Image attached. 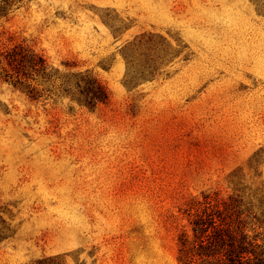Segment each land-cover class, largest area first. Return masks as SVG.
Wrapping results in <instances>:
<instances>
[{"label":"rangeland","instance_id":"obj_1","mask_svg":"<svg viewBox=\"0 0 264 264\" xmlns=\"http://www.w3.org/2000/svg\"><path fill=\"white\" fill-rule=\"evenodd\" d=\"M17 44L49 80L0 71V264H182L205 200L264 264V0H0Z\"/></svg>","mask_w":264,"mask_h":264},{"label":"trees","instance_id":"obj_2","mask_svg":"<svg viewBox=\"0 0 264 264\" xmlns=\"http://www.w3.org/2000/svg\"><path fill=\"white\" fill-rule=\"evenodd\" d=\"M45 59L25 45L17 44L0 52V71L4 81L20 87L32 100L42 95L29 81L41 75L49 80L46 74ZM83 96L82 102L93 108L97 103L107 100V93L96 82L80 79L76 82ZM203 210L193 220V236L195 246L189 247L187 239H180V260L182 264H192L194 257L206 261V264H249L246 257L254 255L255 246L247 241V237L230 229L225 219L220 218L219 211H213L209 200H205ZM217 214L215 219V215ZM195 251H194V249Z\"/></svg>","mask_w":264,"mask_h":264}]
</instances>
